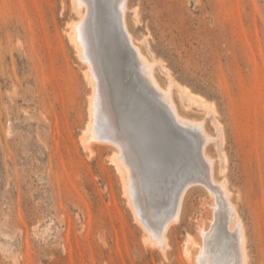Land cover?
Here are the masks:
<instances>
[{
	"label": "rangeland",
	"instance_id": "obj_1",
	"mask_svg": "<svg viewBox=\"0 0 264 264\" xmlns=\"http://www.w3.org/2000/svg\"><path fill=\"white\" fill-rule=\"evenodd\" d=\"M88 1L86 30L107 106L138 171L141 206L160 226L189 183L180 215L169 221L166 242L155 228L153 236L128 187L123 196L109 161L116 149L102 141L97 122L88 149L80 144L90 89L66 37L78 18L71 1L0 0V264H192L182 254L187 235L202 244L205 264H231L230 237L215 219L209 224L212 198L193 126L202 122L207 135L220 130L222 144L207 142L205 153L244 227L247 263L264 264V0H127L124 16L114 11L116 0ZM124 25L188 132L152 95L168 120L117 91L112 66L135 67ZM182 86L215 113L188 107L178 96ZM147 122L158 131L154 146L138 140Z\"/></svg>",
	"mask_w": 264,
	"mask_h": 264
},
{
	"label": "bare ground",
	"instance_id": "obj_2",
	"mask_svg": "<svg viewBox=\"0 0 264 264\" xmlns=\"http://www.w3.org/2000/svg\"><path fill=\"white\" fill-rule=\"evenodd\" d=\"M70 1H71V5H72V11L75 14V16H77L78 18L76 21H74V22L71 21V23L67 25L66 37H67L70 45L75 50V53L78 56L77 58L84 65L83 78H84L86 84L89 86V89H90L88 99H87L88 100V102H87V104H88L87 105L88 118H87L86 124L84 125L85 127L83 128L82 133L79 137L80 144L82 145V147L84 149H88L86 147L87 143L88 142L92 143V141H93V140H91V135H90L91 126H92L93 122H97L99 128L103 132V134H102L103 140L102 141L105 144L111 145L116 149L115 150L116 152L113 153L112 156H110L109 161L113 165V167L115 168V171L117 172L118 177L120 178V181L122 183L121 187H122V190L124 192V193L122 192L124 194L123 196L126 197L125 189L128 187L129 191H127V192H131V195H132V197H134L135 202L137 203L138 206L141 207L139 210V214H141L143 216V219H145L146 224L148 225L149 233L151 232L152 228L153 229L155 228L156 229V230L154 229L156 232L155 235H158L162 239L163 242H166L167 237H165V236H167V235H165L166 234L165 232H166V230H168V226L170 223L169 221L173 220L172 217H174V215L177 214L178 212L179 213L177 215H180V211H181V207H180L181 204L180 203H182V202H180V200L181 199L183 200V198L181 196L184 194V192L189 187V183L184 185L181 190L179 189L181 193L179 192V197H178V200L176 202V205L173 206V208L175 207V209H174V211L172 210V214H169V212L171 213V211L167 212V214L165 215V217L162 221V225H160V226L158 225L159 227L155 226V224H153V222H152L149 214L147 213V211L144 208H142V206H141V202L139 200V198H140L139 185L140 184L138 185L139 179H138L137 168L135 167L134 161H133L132 156L130 155V153L127 149V146L125 145V143H126V142H124L125 140H123V138L121 137L120 133L117 130L115 122L112 119V113H111L112 111L110 112V110L107 106V103H106L107 98H105V92H104L105 90L103 89L104 85H102L103 84L102 74L98 69L99 66H97L96 59L94 57L92 47H91V43L89 40V34L86 30V19H87V13L89 12V1L88 0H70ZM126 2H127V0H116V3L114 4V11L119 13L120 15L124 16V11L126 8ZM136 19H135V21H136ZM125 28L126 27L124 25V29L122 30V31H124L123 35H124L126 41L128 42L127 45L130 46L129 49L131 48L134 51L135 64L133 66H135V67H134V72H133V70L130 68V66H127L124 70H121V71H119V65L118 64H115L114 66H112L111 75L113 76L114 79H116L115 85L117 87V91L125 97L126 101H128L129 98L130 99L133 98V100H137L140 102L143 101L145 110H147V111L149 110V112L150 111L151 112L156 111L157 113H159V117H161L163 120L166 118L168 120V118L171 117L173 122L179 128L188 132L190 130L189 129L190 127L188 128L186 125L187 122L185 123L184 120H182V117L180 118V116L176 110L175 104L173 103V101L171 99L170 91L168 89L164 90V88H161L159 83L155 80V78L152 74V70H153L152 65L149 64V62L146 60V58L141 54L140 49L138 48V46H136L137 44L135 45V43L133 42L134 40L132 39L130 33ZM125 47H126V45L124 44V48ZM121 51H122V49H121ZM95 53H97V52H95ZM149 61H151V60H149ZM119 79H121V80L123 79V81L118 83L117 81ZM175 86H177V84ZM144 88L150 94H148L146 91H143ZM178 91H179L178 96H180L181 99H183L184 102L187 103L188 107L193 104L194 107H195V105H197V107H201V110L203 109V111L204 110L208 111L211 114L215 113V110H214L212 103L207 102L204 98H202L199 95L193 94L188 88L183 87V86H182V88L178 87ZM151 95L166 110V112L169 114L170 117H167L168 114L165 115L166 113L161 111L162 110L161 107L159 106L158 103H156V101L151 97ZM131 101H132V99H131ZM124 103H126V102H124ZM135 106H136V104H135ZM136 108H139V107H136ZM149 112H148V114H149ZM147 117H148V115H147ZM139 122H140V120H139ZM202 123H197V124L195 123L196 125H193V126H196L195 130H199L198 132H201V133H199L197 143H199L200 161H201L204 169L206 170L205 171L206 175H204V177H203L204 180H202V183L204 184L206 191L209 193V195L212 198L211 204L208 205L209 207H211V211H210L211 212V215H210L211 220H210L209 224L212 225L213 221L215 219L216 224H217V225L215 224V226H219V229L221 230V232H223L222 235L227 234V236L230 237V240H229L230 242L228 244H225L226 248L229 250V252L226 254L227 257H226L225 261H228V262L230 261L231 264H248L247 263L248 262L247 261V252H246V238H245L246 236L244 234V227L242 225L241 220L239 219V216L237 215L235 207L230 202V193L226 188L225 182H223V181L222 182H216V180L213 178L212 162L210 161L211 159L210 160L208 159V157L206 156V153H205L204 147H205V144H207V142H211V143L213 142L215 144L217 143L216 145L218 147L222 144L223 141H222V138L220 137L221 134H219L220 130H217V135L214 138V136H210V135L205 134V132L204 133L202 132ZM144 124L146 125L145 127H143L144 134L138 140H140L141 143L151 144L152 146H154L156 144L154 142L155 139L151 135L152 134H158V131H156L154 129V127L149 126L150 122H147ZM189 125H191V124H189ZM172 127H173V125H172ZM214 127H217V129L219 128V126L217 124ZM191 128H192V126H191ZM166 131L168 133V130H166ZM167 133L164 132V134L168 138ZM146 139H147V141H145ZM180 139H183V137H181ZM86 151H88V150H86ZM88 154L91 155L92 153L89 152ZM193 179H195V178H193ZM172 180H173V178H172ZM148 186H150V185H148ZM151 187H153V186H151ZM153 191L154 190H152V192ZM156 191L157 190L155 189V193H157ZM127 195H129V193ZM153 195H155V194H153ZM152 197H154V196H152ZM127 199L128 198L126 197V200ZM133 207H131L132 210H133ZM220 211H221V213H218ZM177 219H179V216H177ZM177 219H175V220H177ZM171 223H174V222H171ZM197 230H198V234L200 236H204V234L206 233V229L203 228L202 225L199 226ZM149 233L146 232V234L144 236L145 239L143 238L144 243H145V241L147 243L151 242ZM152 234H150V235H152ZM153 236H154V234H153ZM163 244H165V243H163ZM199 245H202V244H198L190 236H188V235L186 236L185 241H184L183 246H182V254L186 260H189V258L191 257L192 264H205L202 260V256H201V252H200L201 247H199ZM222 248L225 249V246L221 247V250H223ZM159 249L161 250V248H159ZM225 263L226 262H224V264Z\"/></svg>",
	"mask_w": 264,
	"mask_h": 264
},
{
	"label": "water",
	"instance_id": "obj_3",
	"mask_svg": "<svg viewBox=\"0 0 264 264\" xmlns=\"http://www.w3.org/2000/svg\"><path fill=\"white\" fill-rule=\"evenodd\" d=\"M116 43V45L118 46V43L117 42H115Z\"/></svg>",
	"mask_w": 264,
	"mask_h": 264
}]
</instances>
